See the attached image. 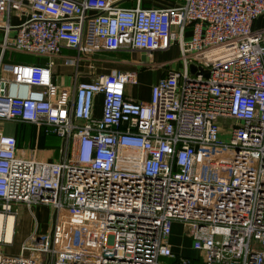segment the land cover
Returning a JSON list of instances; mask_svg holds the SVG:
<instances>
[{"label": "built area", "instance_id": "built-area-1", "mask_svg": "<svg viewBox=\"0 0 264 264\" xmlns=\"http://www.w3.org/2000/svg\"><path fill=\"white\" fill-rule=\"evenodd\" d=\"M124 1L0 0V13L26 15L12 49L44 59L0 63V124L60 140L56 160L38 161L0 127V217L52 211L49 233L0 264H192L171 252L174 223L201 264H264V29H251L264 0ZM172 46L178 66L146 102L125 95L135 72L93 75L95 55ZM57 58L74 61L71 86L55 82ZM64 225L87 230L86 249L62 247Z\"/></svg>", "mask_w": 264, "mask_h": 264}, {"label": "crops", "instance_id": "crops-1", "mask_svg": "<svg viewBox=\"0 0 264 264\" xmlns=\"http://www.w3.org/2000/svg\"><path fill=\"white\" fill-rule=\"evenodd\" d=\"M13 2H19V0H12ZM131 2L130 6L132 5V1L126 0L122 3L123 7H130L127 6L126 2ZM140 6L143 8H161V7H170L173 6L176 3L170 2V1H164V0H140L139 2ZM26 20L25 12L19 11V10H9L5 7V11L3 13H0V63L1 64H21V62L29 60L28 64L32 65H42L44 63V60H39L36 58H29L27 59L23 54L18 53L14 51L11 47V44L15 38L16 35V29ZM251 29L252 30H261L264 29V14L258 18H256L251 23ZM188 31H185V37H188ZM174 48L176 51L175 46H172L170 49ZM169 49V50H170ZM166 52H153L150 54H143V53H123V52H116L111 54H98L95 55L96 57H92V62L94 60L98 63L99 66L102 65L103 70H105V74H109L111 72H135L136 73V84L134 85L136 90L134 94H127L125 93L126 97L130 100L136 101V102H146L148 100V93L149 88L151 85L155 83V81L165 73L166 70L171 68H176L178 65L175 62L178 58V53L175 58L165 59L161 61H157L162 58L164 53ZM59 60V58L56 59V62ZM163 64L165 65L164 68L157 67L158 65ZM57 65L54 60V67ZM101 67V68H102ZM152 73V74H151ZM67 80L70 82V85H68V81L64 84L60 85H66L71 86L72 82L70 79ZM133 86V87H134ZM138 92V93H137ZM140 92V95H139ZM99 106H100V96H95L93 100V112L98 115L99 114ZM3 132L8 135H14L16 133V125L15 129L10 132V130L5 129V127H1ZM50 152V159L48 160H55L51 159V151ZM16 207V206H15ZM16 207L15 213L17 208ZM27 212H31V208L27 209L25 208ZM22 212L25 214V211L22 210ZM26 215V214H25ZM16 214L13 217H6L2 218L0 217V237H2L4 242L7 244L0 246V252L3 255L7 256H17L19 254L20 247L22 244L26 242V240L29 238V231L28 227L27 230L19 232L17 226V220H16ZM26 220L28 221V217L26 215ZM5 226V227H4ZM4 227L3 231L2 228ZM2 232V233H1ZM43 234H46L43 233ZM25 241V242H24ZM168 245L171 249V252L174 256L175 254V243L173 240L172 230L171 234L168 239ZM13 246V249H4L7 245ZM183 258L190 259L189 257L185 256Z\"/></svg>", "mask_w": 264, "mask_h": 264}, {"label": "rangeland", "instance_id": "rangeland-1", "mask_svg": "<svg viewBox=\"0 0 264 264\" xmlns=\"http://www.w3.org/2000/svg\"><path fill=\"white\" fill-rule=\"evenodd\" d=\"M164 1H170L173 3H177L176 0H164ZM127 6H130L131 2L127 1L126 2ZM176 48V47H175ZM177 51V49H176ZM175 49L172 48L170 49L167 53H164L162 58L157 60V61H163L165 59H170V58H175L177 56ZM72 52H63V55H72ZM27 59L29 58H36L39 60H44L38 57H31L29 55H25L23 54ZM74 56V55H73ZM29 60L23 61L21 62V64H28ZM55 63L57 65H55V67H53L52 69V74L54 77V80L56 83L58 84H64L66 83L67 77L68 79L71 80L73 71H74V61L71 60V64L70 65H64L63 64V60L59 59L57 62L55 60ZM93 64L94 70H93V75L96 76L98 74H105V70H103L102 65L99 66L98 63L94 60V62H91ZM90 64L89 61H85V60H81L79 62L78 65V74L83 75L84 73L87 74L88 70H86L87 66ZM102 67V68H101ZM152 74V73H151ZM79 81L81 82H87V79H80ZM68 85H70V82L68 81ZM136 88L135 86H127L125 88V93L126 95L129 94H134ZM138 93V92H137ZM140 95V92H139ZM141 96V95H140ZM133 101V100H132ZM100 107H101V96H100V106H99V114L96 115L93 112V116L94 117H99L100 115ZM220 124L222 126H226L225 123H223L222 121H220ZM0 127H5V129H9L10 132L13 131L15 129V125L13 123H2L0 124ZM22 127L19 129L20 132V142H19V149L21 151V154L25 157H28L30 154H32V152L30 151H34L35 150V159L38 161H48V159H50V152L51 151V159H57L59 157V149H60V140L53 136V135H48V137L46 138V145L49 149H40L39 147V139L37 142V138H35L34 140H32L30 137L33 136V132L34 129L30 124H21ZM224 134V132H222ZM222 134V135H223ZM30 138V139H29ZM39 138V137H38ZM37 142V144H36ZM54 148V149H53ZM16 207L20 206L19 208H17L18 211H16V220H17V226L16 229L18 228L19 232L27 230L28 227V231H29V237L35 233V235H43V233H49L50 228H51V223H52V211L50 208L46 207V206H31V212H27L26 211V207L23 205H15ZM14 206V209H16V207ZM22 210L25 211V214L28 217V221L26 220V215L22 212ZM172 235H173V240L175 243V254L177 257H191V263L192 264H201V260L199 258V260H196L197 258V253H195L194 251L191 250L190 248V243L189 240L186 238L185 233L183 232V228L180 224L174 223L172 225ZM25 242V241H24ZM27 242V240H26ZM25 242V243H26ZM15 246L13 244V246L7 245L6 247H4V249H13ZM199 257V255H198ZM39 261H43V256L39 255L38 256ZM166 261L163 259L159 260L160 264L165 263Z\"/></svg>", "mask_w": 264, "mask_h": 264}, {"label": "water", "instance_id": "water-1", "mask_svg": "<svg viewBox=\"0 0 264 264\" xmlns=\"http://www.w3.org/2000/svg\"><path fill=\"white\" fill-rule=\"evenodd\" d=\"M86 232V229L80 227L64 225L63 233L65 234V239L62 241V247L70 249H86L84 246Z\"/></svg>", "mask_w": 264, "mask_h": 264}, {"label": "trees", "instance_id": "trees-1", "mask_svg": "<svg viewBox=\"0 0 264 264\" xmlns=\"http://www.w3.org/2000/svg\"><path fill=\"white\" fill-rule=\"evenodd\" d=\"M22 127V125L21 124H16V133L14 134V135H12L13 137H14V139H15V142H16V145L19 147V142H20V139H21V137H20V132H19V129ZM33 127V126H32ZM33 129H34V132H33V136H31L30 138L32 139V140H34L35 138H37V142H38V139H39V147L38 148H40V149H49L48 147H47V145H46V138L48 137V136H46V135H44V133H43V131H41V130H39L38 132H37V134H36V131H35V128L33 127ZM39 137V138H38ZM29 138V139H30ZM37 142H36V144H37ZM54 149V148H53ZM189 260H191V259H189Z\"/></svg>", "mask_w": 264, "mask_h": 264}, {"label": "bare ground", "instance_id": "bare-ground-1", "mask_svg": "<svg viewBox=\"0 0 264 264\" xmlns=\"http://www.w3.org/2000/svg\"><path fill=\"white\" fill-rule=\"evenodd\" d=\"M5 227V226H4ZM4 227L2 228V231H3V229H4ZM1 239H2V237H0ZM3 240V239H2ZM3 241H5V240H3Z\"/></svg>", "mask_w": 264, "mask_h": 264}]
</instances>
